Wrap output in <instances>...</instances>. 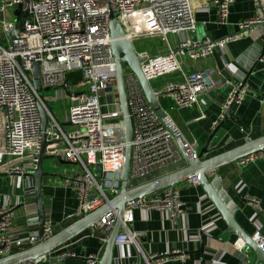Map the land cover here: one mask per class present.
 <instances>
[{
	"label": "built area",
	"instance_id": "2783aa9c",
	"mask_svg": "<svg viewBox=\"0 0 264 264\" xmlns=\"http://www.w3.org/2000/svg\"><path fill=\"white\" fill-rule=\"evenodd\" d=\"M232 2L0 0L2 13L7 8L13 10L20 6L16 22H1L0 37L5 36V39L0 42V166L7 163L0 171L22 176L36 169L41 146L38 110L41 106L52 125L47 133L48 140L53 144L49 149L60 150L65 161L77 166L70 170L69 177L63 181L76 191L77 205L71 217L80 218L108 203L119 192L127 145L124 115L115 90L117 83L109 31L110 13L120 22L125 37L131 42L140 37H160L164 51L154 55L146 51L138 53L145 57L142 72L151 85L164 76L178 72L180 80L153 89L158 97L173 99L176 107L191 108L200 107L202 95L213 88V70L205 68L185 73L183 65L187 61L206 59L217 49L264 25V0H255L254 16L238 22L237 33L217 40L190 36L198 12L208 13L214 9L219 21L225 22ZM25 11L28 13V23L19 30L16 38H6L8 33L18 28ZM261 57L263 59L264 54ZM34 64L39 65L42 88L54 89L57 93L55 98L58 92L69 98V129L62 128L59 119L47 106L46 99L35 90L32 75ZM124 65L123 80L132 121V138L129 142L131 182L155 169L180 161L182 155L178 143L194 154H197V145L185 140L169 116L163 119L158 116L146 100L136 75L129 67V71L125 72ZM75 71L81 73V78L73 84L68 83L70 92L75 93L70 96L62 84L67 74ZM246 94L247 86L241 79L222 105L220 119L224 118L229 107L241 103ZM261 101L264 103V91ZM47 153L54 155L48 152V148ZM256 158H264V150L236 162L244 166ZM215 175V171L208 173L209 177ZM195 182L198 180L195 179ZM25 193L34 196L35 190L31 187ZM247 200L250 205L258 206L255 199ZM26 201L22 202L35 210V202ZM208 202L203 199L201 206ZM13 209V206L0 207V257L10 254L14 249L35 244L54 233L51 220L45 218L40 231H27L24 237L10 236L7 231L12 225ZM136 209L165 211L173 220L184 213L180 192L174 186L130 199L125 204L121 218L122 230L116 238V245L135 243L139 233L129 231L127 223L133 221ZM116 218L117 211L112 210L91 228L110 231ZM35 220L29 217L28 222L33 223ZM251 238L264 250V233L256 230ZM242 245L240 241L234 243L236 249H242ZM185 256L180 250H172L159 256L152 254L143 258L147 264L151 261L161 264ZM87 259L96 264L98 257L92 255Z\"/></svg>",
	"mask_w": 264,
	"mask_h": 264
},
{
	"label": "crops",
	"instance_id": "0c3cea01",
	"mask_svg": "<svg viewBox=\"0 0 264 264\" xmlns=\"http://www.w3.org/2000/svg\"><path fill=\"white\" fill-rule=\"evenodd\" d=\"M254 1L233 0L225 22L219 21L214 9L208 13L198 12L195 28L190 36L217 40L237 33V23L254 16ZM263 39L264 25L255 32L217 49L206 59L187 61L183 65L185 73L205 68L213 70L212 78L215 84L200 98V107L180 108L175 106L173 99L158 97L160 106L172 119L185 140L196 143L197 152L212 136L210 148L203 156H212L264 135V103L261 101V94L264 91V58L261 57L264 54ZM158 41L153 53L145 48L135 50L138 53L146 51L150 55L157 54L165 49L160 37ZM180 79L179 73L173 72L158 79L152 86L156 88ZM241 79L247 86V94L241 103L232 106L229 116L221 123L224 119H220L221 107L235 84ZM57 98L63 100L64 108L53 113L61 124H65L62 128L69 129L70 125L67 122L69 98L62 92H58ZM65 98L68 100V105ZM45 99L56 100L55 97ZM51 146L53 144L47 147L48 152H53L54 156L65 161L60 150L52 151V148L49 149ZM56 160L58 164H65L61 160ZM6 163L1 165L0 169L4 168ZM183 165V159L167 164L153 170L147 176L132 180L131 184L136 180L139 184ZM47 171L51 172V170ZM59 174L64 177L44 178L42 186L45 195V218L51 220L54 233L76 220L71 217L77 205L76 191L63 182L69 177L70 171L65 175ZM215 174L220 180L223 191L231 197L237 207L234 216L237 224L250 237L256 230L264 233V158H256L244 166H239L236 161L231 162L216 169ZM213 177L209 178L213 179ZM195 179L191 178L174 186L180 192L184 209L183 215L175 220L165 211L143 209L134 211L133 221L127 223V229L138 232L139 235L134 244L115 246L112 264H147L144 256L152 254L159 256L172 250H180L186 255L185 258L167 260L161 264H255L252 250L245 246V242L239 236L228 229L226 222ZM31 187L34 188L32 178L0 171V207L14 208L12 225L7 231L10 236L24 237L27 231H39L37 209L34 210L33 207L30 208L22 202L23 200L35 202L34 196H27L25 193V190ZM247 198L255 199L258 206L250 205ZM203 199L209 202L201 206ZM215 214L216 216L213 217ZM29 217L36 218L35 222H28ZM109 232L105 228L90 227L36 260L35 264H92L87 258L92 255L98 258L101 256ZM236 241L243 243L242 249L235 248ZM28 246L30 245L22 248ZM19 249H14L12 252ZM149 264L156 262L151 261Z\"/></svg>",
	"mask_w": 264,
	"mask_h": 264
},
{
	"label": "water",
	"instance_id": "95a60500",
	"mask_svg": "<svg viewBox=\"0 0 264 264\" xmlns=\"http://www.w3.org/2000/svg\"><path fill=\"white\" fill-rule=\"evenodd\" d=\"M12 12L17 17L20 14V6L14 8ZM27 15L28 13L25 11L21 16L18 28L8 33L6 38L13 39L18 36L19 30H21L28 23V20L26 19ZM110 18L111 20L109 23V31L112 39L111 50L115 61L117 83L115 90L118 92L122 113L124 115L123 120L125 128V141L127 142V145L125 147V163L122 172V180L119 192L118 194L111 197L108 203H105L98 209L85 214L80 218H77L70 224L53 233L50 237L40 240L37 243L26 248H22L10 254L1 256L0 264H26L32 261H36L49 254L53 250L59 248L84 230L90 228L108 212L116 210L117 218L115 219V222L106 238L103 252L97 260L98 264H112L113 253L116 246V238L122 230L121 218L126 202L130 199L141 198L166 189L168 187L175 186L176 184H179L191 178H196L198 180L199 184L204 190L205 195L213 203L222 219L226 222L228 229L232 233L239 236V238H241L245 242V246L252 250L255 257L254 263L264 264V250L259 248L252 241V238L248 236L237 224L234 217L237 211V207L233 204L231 197L223 191L219 183V178L214 176L213 179H210L208 176V173L210 171H215L225 164L235 162L247 155L264 150V135L248 140L234 148L222 151L209 157H205L203 155L206 154L210 148V139L212 136H210V138L204 144L203 148L199 150L197 154L191 153V151L187 147H185L181 143H178V148L184 161L183 166L139 184H131L129 176L131 147L129 145V142L132 138V121L129 116V107L123 80V64L128 65V67L136 75L146 100L148 101L149 105L157 112L158 116L163 119L168 117V114L160 106L158 101V94L154 91L152 85L148 82L142 72V62L145 60V57L140 56L135 50L132 42L125 37V32L122 28V25L112 13H110ZM4 39L5 36H1L0 42H2ZM32 75L33 85L38 94H42L44 91L51 89L49 87L42 88L40 83L38 64H34L32 66ZM62 87L68 95L71 96L75 94L73 92H70L69 90L67 76L64 78ZM231 108L232 106L227 110L225 117L221 121V123L229 116ZM38 110L41 120V146L37 161V167L33 172L26 173L24 176L32 178L34 182V198L40 231L42 223L45 219V195L42 188L44 178H63L64 176L59 173H53L44 170L42 168L44 159L56 158L60 161L61 158L54 155H49L47 153V147L52 143L50 140H48L47 133L52 125L49 122L43 108L39 106ZM61 162L65 164L68 163L67 161L62 160Z\"/></svg>",
	"mask_w": 264,
	"mask_h": 264
},
{
	"label": "rangeland",
	"instance_id": "374dc122",
	"mask_svg": "<svg viewBox=\"0 0 264 264\" xmlns=\"http://www.w3.org/2000/svg\"><path fill=\"white\" fill-rule=\"evenodd\" d=\"M140 17V16H138ZM16 22V16L13 14L11 8H7L3 13L0 12V32H1V22ZM138 22V20H136ZM148 28V27H146ZM169 37H171L169 35ZM159 37L153 36V37H140L135 38L132 40L133 45L136 50L140 48H145L150 53H153L155 51L156 45L159 43L158 41ZM124 71L128 72L129 68L128 66L124 65ZM44 98H53L55 97V90L50 89L47 91H44L42 94ZM66 99V98H65ZM67 100V99H66ZM68 105V100L66 101ZM47 106L52 112H58L61 111L64 108V102L60 98H56L55 101H46ZM66 107V106H65ZM77 168V166L72 165L70 163L68 164H58L56 159L49 158L44 159L42 163V168L44 170H51L53 173H63L64 175L69 172L72 168ZM147 176V175H146Z\"/></svg>",
	"mask_w": 264,
	"mask_h": 264
},
{
	"label": "trees",
	"instance_id": "16d2710c",
	"mask_svg": "<svg viewBox=\"0 0 264 264\" xmlns=\"http://www.w3.org/2000/svg\"><path fill=\"white\" fill-rule=\"evenodd\" d=\"M80 78H81V73L79 71H75L67 74V79L69 84H73L77 82ZM136 184H138V180L132 182V185H136Z\"/></svg>",
	"mask_w": 264,
	"mask_h": 264
}]
</instances>
